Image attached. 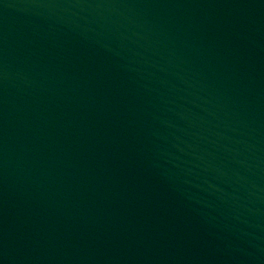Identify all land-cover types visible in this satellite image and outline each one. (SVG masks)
Returning a JSON list of instances; mask_svg holds the SVG:
<instances>
[{
  "label": "water",
  "instance_id": "water-1",
  "mask_svg": "<svg viewBox=\"0 0 264 264\" xmlns=\"http://www.w3.org/2000/svg\"><path fill=\"white\" fill-rule=\"evenodd\" d=\"M0 264H264V0H0Z\"/></svg>",
  "mask_w": 264,
  "mask_h": 264
}]
</instances>
